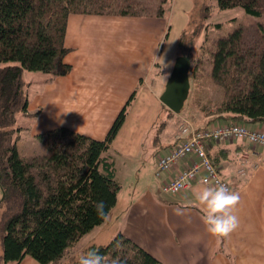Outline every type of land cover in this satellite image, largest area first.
Here are the masks:
<instances>
[{
  "label": "crops",
  "instance_id": "1",
  "mask_svg": "<svg viewBox=\"0 0 264 264\" xmlns=\"http://www.w3.org/2000/svg\"><path fill=\"white\" fill-rule=\"evenodd\" d=\"M166 31L165 18L154 15L71 14L64 40L69 49L64 61L71 71L57 77L45 75L39 82L28 81V106L21 117L32 126L21 131L32 138L65 127L103 140L125 108L124 121L106 152L121 185L116 205L103 224L69 251L74 249L80 257L88 246L105 245L122 234L162 264H264L261 147L240 139L207 146L220 175L240 194L236 210L240 226L228 237L212 236L202 223L194 190L206 185L199 180L178 194H165L160 189L191 165L193 155L159 177L154 175L157 158L176 145L175 121L168 125L170 110L159 99L172 69L171 63L160 62ZM164 64L168 66L163 68ZM219 123L225 122L215 124ZM245 125L250 129L264 127L259 123ZM241 169L246 175L239 174ZM85 239L87 244L76 248ZM19 264L39 263L26 256Z\"/></svg>",
  "mask_w": 264,
  "mask_h": 264
},
{
  "label": "trees",
  "instance_id": "2",
  "mask_svg": "<svg viewBox=\"0 0 264 264\" xmlns=\"http://www.w3.org/2000/svg\"><path fill=\"white\" fill-rule=\"evenodd\" d=\"M155 1L150 13L141 0H0V63L13 62L0 67V127L16 125L17 115L27 111L24 71L52 77L71 71L64 61L71 14L164 17L169 0ZM214 1L220 10L239 7L264 18V0ZM211 56V76L219 90L214 101L201 106L208 126L216 121L264 125V22L257 34L249 36L237 27L219 37ZM195 68H190L193 74ZM124 118L125 108L103 140L65 127L39 134L48 153L28 160L15 146L0 143V264H19L26 256L39 264H56L67 249L104 223L121 188L106 152ZM7 134L0 132V142ZM98 201L105 204L103 217L95 210ZM91 250L105 264L116 258L123 264H162L122 234L105 245L88 246L82 255Z\"/></svg>",
  "mask_w": 264,
  "mask_h": 264
},
{
  "label": "rangeland",
  "instance_id": "3",
  "mask_svg": "<svg viewBox=\"0 0 264 264\" xmlns=\"http://www.w3.org/2000/svg\"><path fill=\"white\" fill-rule=\"evenodd\" d=\"M141 1L149 5L146 12L152 13L153 4L156 1ZM165 7L164 18L167 21V34L162 42L160 62L167 61L173 66L177 57L189 55L191 70L196 67L195 74L190 70V90L185 106L178 114L172 111L168 113L171 116L168 125L171 127L175 121L177 132L182 118H185L197 128L205 127L204 125L208 119L202 112L201 106L214 101L219 90L211 76L213 43L219 37L227 35L237 27H242L249 36L257 34L258 24L264 22V18L246 14L239 7L220 10L214 0H169ZM7 64L12 65L13 62L0 63V67ZM45 75L47 74L24 71L23 79L25 82H39ZM162 115L163 112H160L159 118L163 120ZM172 117L174 118L172 119ZM17 119L18 123L16 125L0 127V132L8 131L9 133L5 135V139H2L0 143L15 146L18 154L26 160L34 156L47 154L48 150L42 142L22 132L24 129L28 131L31 128L30 122L23 120L21 114L17 115ZM216 122L213 125L225 124H215ZM160 123L161 121L158 123V127ZM18 128H21L22 131ZM259 129H264V127ZM87 239L79 243L76 248L86 245ZM69 250L67 249L65 256L56 264H78L76 261L79 257L74 253V249ZM1 251L0 244V254Z\"/></svg>",
  "mask_w": 264,
  "mask_h": 264
},
{
  "label": "built area",
  "instance_id": "4",
  "mask_svg": "<svg viewBox=\"0 0 264 264\" xmlns=\"http://www.w3.org/2000/svg\"><path fill=\"white\" fill-rule=\"evenodd\" d=\"M233 139L246 140L264 150V129H250L241 123L197 128L189 120L182 118L175 135L176 145L157 158L154 175L159 177L189 155H193L194 160L188 168L180 171L170 181L163 183L160 187L161 191L165 194H178L188 189L195 180H199L206 186L223 184L234 191L230 182L220 175L207 153L209 143ZM239 174L246 175L245 169L239 170ZM204 181H207V184H204Z\"/></svg>",
  "mask_w": 264,
  "mask_h": 264
},
{
  "label": "clouds",
  "instance_id": "5",
  "mask_svg": "<svg viewBox=\"0 0 264 264\" xmlns=\"http://www.w3.org/2000/svg\"><path fill=\"white\" fill-rule=\"evenodd\" d=\"M168 65L163 66L167 67ZM207 184V181L203 182ZM195 199L198 201L202 216V223L209 234L214 237H228L240 226V220L236 214L240 202V194L231 191L223 184L198 187L194 190ZM98 216L105 215V204L98 201L95 204ZM183 214V210H178ZM78 264H105L104 257L98 251L91 250L78 259ZM111 264H123L120 258L113 259Z\"/></svg>",
  "mask_w": 264,
  "mask_h": 264
},
{
  "label": "water",
  "instance_id": "6",
  "mask_svg": "<svg viewBox=\"0 0 264 264\" xmlns=\"http://www.w3.org/2000/svg\"><path fill=\"white\" fill-rule=\"evenodd\" d=\"M190 68L189 55L177 57L159 98L161 103L175 114L180 113L189 95Z\"/></svg>",
  "mask_w": 264,
  "mask_h": 264
}]
</instances>
